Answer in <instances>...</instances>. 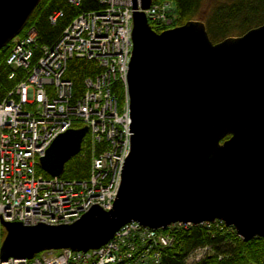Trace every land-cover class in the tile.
I'll return each mask as SVG.
<instances>
[{
  "label": "water",
  "instance_id": "water-1",
  "mask_svg": "<svg viewBox=\"0 0 264 264\" xmlns=\"http://www.w3.org/2000/svg\"><path fill=\"white\" fill-rule=\"evenodd\" d=\"M39 0H0V48ZM131 0L126 72L129 150L111 207L70 223L0 221V258L97 248L124 223L149 228L221 220L244 241L264 236V22L215 42L199 19L156 32ZM86 125L58 133L37 166L59 176Z\"/></svg>",
  "mask_w": 264,
  "mask_h": 264
},
{
  "label": "built area",
  "instance_id": "built-area-1",
  "mask_svg": "<svg viewBox=\"0 0 264 264\" xmlns=\"http://www.w3.org/2000/svg\"><path fill=\"white\" fill-rule=\"evenodd\" d=\"M66 1L78 5L80 0ZM100 2V9L73 17L49 45L37 46L32 26L10 40L5 58L7 78H13L18 70L21 76L0 99V221L70 223L92 205L103 210L111 207L129 150L125 78L132 48V9L131 0ZM137 9L149 24L163 29L172 25L174 3L170 0L151 2L144 9L137 5ZM61 15V10H54L48 20L54 23ZM72 58L89 61L97 68L82 77V89L76 96L73 81L64 76ZM115 84L122 88L121 102L113 91ZM75 122L87 128L77 152L89 154L87 176L68 179L37 173V157L58 133L80 126ZM210 223L223 222H176L154 229L129 221L97 248L44 249L30 258H0V264L156 263L158 248L171 242L172 228ZM3 233L0 224V243ZM210 250V245L196 246L183 261L194 262Z\"/></svg>",
  "mask_w": 264,
  "mask_h": 264
},
{
  "label": "trees",
  "instance_id": "trees-1",
  "mask_svg": "<svg viewBox=\"0 0 264 264\" xmlns=\"http://www.w3.org/2000/svg\"><path fill=\"white\" fill-rule=\"evenodd\" d=\"M162 0H152L159 2ZM174 3L172 25H179L189 19L203 22L208 38L215 42L228 35H238L248 28L264 22V0H170ZM102 7L100 0H80L72 5L66 0H39L29 15L22 35L32 26L36 32L37 46L49 45L59 36L62 28L78 13L98 10ZM54 10H61L62 15L54 23L48 20ZM159 32L163 28L150 23ZM11 42L0 48V99L5 92L20 78L21 71H16L13 78H7L9 67L5 64ZM37 53V50L35 51ZM97 70L91 62L72 58L68 60L65 77L73 81V96L80 93L81 79L84 75ZM113 91L121 102L122 88L115 84ZM75 125H80L75 122ZM83 148V146H82ZM81 148V151H82ZM89 154L76 153L63 165L60 177L82 179L88 174ZM36 172L47 176L36 165ZM170 244L158 248V260L148 264H264V236H254L244 241L231 226L223 223H210L209 226H179L170 230ZM210 245L211 250L200 259L185 263L184 256L196 246ZM134 264L131 261L119 264Z\"/></svg>",
  "mask_w": 264,
  "mask_h": 264
}]
</instances>
